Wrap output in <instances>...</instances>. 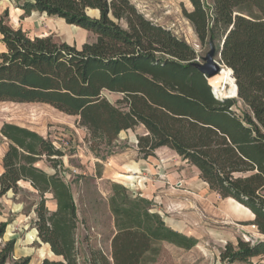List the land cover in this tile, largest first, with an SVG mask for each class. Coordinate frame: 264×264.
I'll return each mask as SVG.
<instances>
[{
  "label": "trees",
  "instance_id": "1",
  "mask_svg": "<svg viewBox=\"0 0 264 264\" xmlns=\"http://www.w3.org/2000/svg\"><path fill=\"white\" fill-rule=\"evenodd\" d=\"M16 1L24 15L56 17L96 38L77 47L52 35L30 37L10 24L6 9L0 15L5 48L0 52V102L50 104L68 114H81L84 122L95 126L112 123L115 133L143 123L156 140L141 148L145 157L160 146L169 147L195 166L226 203L235 201L254 216L252 224L263 238L228 242L221 261L251 264L255 257L264 258V0L210 4L190 0L193 9L184 11L202 44L210 38L220 40V61L231 70L238 98L247 107L241 113L234 110L237 100L218 97L209 79L193 65L196 50L147 19L130 0ZM90 10H98V15ZM104 91L121 94L129 111L113 108ZM104 110L110 112L106 120ZM2 132L11 144L4 155L0 196L26 180L42 196L52 191L58 201L57 211L48 215L41 196L36 224L42 240L65 260L46 259L43 264H88L79 263L74 253L77 209L70 188L35 165L40 156L61 152L29 129L5 124ZM116 187L121 204L112 199L120 228L113 243L115 264H135L154 240L184 247L196 243L151 213L147 200L131 199L123 186ZM6 227L0 221V241ZM12 249L13 242L0 247V264H7ZM28 263L24 259L14 264ZM89 264L111 263L100 251H92Z\"/></svg>",
  "mask_w": 264,
  "mask_h": 264
},
{
  "label": "rangeland",
  "instance_id": "2",
  "mask_svg": "<svg viewBox=\"0 0 264 264\" xmlns=\"http://www.w3.org/2000/svg\"><path fill=\"white\" fill-rule=\"evenodd\" d=\"M130 1L147 19L190 44L198 53L197 61L203 62L210 50L211 38L202 44L185 17L184 11L193 9L190 0ZM206 1L210 4L212 0ZM17 4L16 0H0V15L8 9L14 28L15 24L23 22L30 28L29 32L52 35L57 41L75 44L96 38L91 32L56 17L36 13L30 17L20 16ZM97 14L91 12L93 16ZM121 25L126 27L124 21ZM214 42L219 49L220 40ZM215 59L222 65L219 74L225 79L226 75H231L234 83L231 70L220 61V56ZM223 85L227 87L224 81ZM103 94L117 111H129L127 103L120 101L121 94L108 91ZM234 98L236 112L247 109L238 96ZM109 113L102 111L103 120ZM5 124L34 131L61 152L51 157L44 154L35 165L49 176L57 175L71 190L77 209L74 253L79 263L89 264L92 251H100L115 264L113 243L120 228L112 199L116 197L118 205L121 204L117 185L125 188L129 198L147 200L149 211L159 215L167 227L196 240L191 247L165 239L154 240L149 249L133 261L135 264H229L220 259L228 242L236 243L238 237L244 240L262 238L242 215L239 203H226V199L213 192L200 178L198 169L172 149L160 146L154 155L145 157L141 148L146 149L156 140L141 122L115 133L112 123L105 121L95 126L89 120L84 122L81 114H68L50 104L0 102V175L5 170L4 155L11 144L2 132ZM17 184L15 191L0 196V221L7 223L0 247L13 242L7 264L24 259L29 260L28 264H43L46 259L64 261V257L55 254L50 244L39 236L36 222L41 192L30 181L20 180ZM42 197L48 215L57 211L58 201L52 191ZM226 207L232 212L225 211Z\"/></svg>",
  "mask_w": 264,
  "mask_h": 264
},
{
  "label": "water",
  "instance_id": "3",
  "mask_svg": "<svg viewBox=\"0 0 264 264\" xmlns=\"http://www.w3.org/2000/svg\"><path fill=\"white\" fill-rule=\"evenodd\" d=\"M210 50L207 52L206 56L203 58V62H193V65L201 72L206 79H210L217 74L222 69V65L218 62L215 58L216 56H220V53L216 47L214 40L211 38L209 41ZM224 88V85L223 87ZM237 94H238V87L236 84Z\"/></svg>",
  "mask_w": 264,
  "mask_h": 264
},
{
  "label": "crops",
  "instance_id": "4",
  "mask_svg": "<svg viewBox=\"0 0 264 264\" xmlns=\"http://www.w3.org/2000/svg\"><path fill=\"white\" fill-rule=\"evenodd\" d=\"M7 10H8V9H7ZM17 10L19 11L18 15H20V16H23V15H24L23 10H21V9L18 8V7H17ZM90 11H95V12L98 13V10H90ZM9 13H10V12H9ZM34 13L39 14V15H46V14H41V13H38V12H33L32 14H34ZM32 14H31V15H32ZM31 15H27V16L25 15V17H30ZM97 15H98V14H97ZM46 16H47V15H46ZM47 17H48V16H47ZM9 18H10V22H12L10 14H9ZM15 25H16V28H22L23 31L27 32L28 35H29L30 37H34V36H40V37H42V36H48V34H39V33H36V32H29L30 28H27V27L25 26V23H23V22H21V23H17V24H15ZM81 30H82V31H85V32H88V31H86V30H84V29H82V28H81ZM0 39H1V35H0ZM86 41H87V40H83V41L79 42L78 44H75L74 42L71 43V42H68V41H65V42H67V43H69V44H71V45H76L77 47H81L82 44H83L84 42H86ZM0 42H1V41H0ZM4 50H5L4 45L1 43V50H0V52H2V51H4ZM173 152H174L178 157H180V156H179L174 150H173ZM229 202H230V201H229ZM231 202L236 203L235 201H231ZM240 206H242V205H240ZM242 208H243V210H241L242 215L246 216L247 219H248V221L251 222V223H249V225H251L252 227H254V228L256 229V231L258 232L257 235L263 238V236L259 233L257 227H256L254 224H252V222H253V220H254V216H252V215L247 211L248 209H245L243 206H242ZM257 263H258V264H264V258H262V257H255V258H253V259H252V264H257Z\"/></svg>",
  "mask_w": 264,
  "mask_h": 264
},
{
  "label": "bare ground",
  "instance_id": "5",
  "mask_svg": "<svg viewBox=\"0 0 264 264\" xmlns=\"http://www.w3.org/2000/svg\"><path fill=\"white\" fill-rule=\"evenodd\" d=\"M73 27H76V26H73ZM224 79L225 77L221 76L220 74H217L216 76L210 78L211 84L214 87V91L216 95L218 97L221 96L220 98H231V97L234 98L238 96V94L236 93L237 92L236 85L233 83L231 79V75H226V79L225 80ZM223 81L227 86L226 88H222Z\"/></svg>",
  "mask_w": 264,
  "mask_h": 264
}]
</instances>
